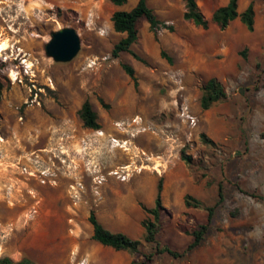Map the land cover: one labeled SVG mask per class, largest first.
Returning a JSON list of instances; mask_svg holds the SVG:
<instances>
[{"label":"rangeland","instance_id":"374dc122","mask_svg":"<svg viewBox=\"0 0 264 264\" xmlns=\"http://www.w3.org/2000/svg\"><path fill=\"white\" fill-rule=\"evenodd\" d=\"M135 1L0 0V256L33 264L140 259L153 249L142 239L140 220L148 215L141 206H152L160 177L161 245L183 249L190 236L182 230L205 222V209L184 207V194L212 205L220 185L222 201L195 248L177 258L155 255L150 264H264V0H252L251 31L238 18L223 29L211 23L202 29L182 19L184 0H146L161 23L151 30L140 19L131 52L111 56L124 35L112 29L111 12ZM248 1L237 0L236 11ZM225 2L196 0L205 17ZM62 27L74 29L79 47L58 62L44 44ZM90 58L99 63L86 66ZM122 64L131 66L133 79ZM209 76L226 96L203 110L198 97ZM85 99L97 129L77 116ZM142 127L149 134L134 139ZM112 136L133 142L115 149ZM181 150L194 161L180 160ZM126 163L125 180L108 174ZM70 183L78 189L74 201ZM89 210L104 228L138 239L139 253L94 241Z\"/></svg>","mask_w":264,"mask_h":264},{"label":"trees","instance_id":"16d2710c","mask_svg":"<svg viewBox=\"0 0 264 264\" xmlns=\"http://www.w3.org/2000/svg\"><path fill=\"white\" fill-rule=\"evenodd\" d=\"M126 0H110V2L119 6ZM237 0H226L225 3L216 6L208 17H205L199 10L196 0H184V10L181 17L184 20L190 21L194 26H199L206 29L208 24L215 25L218 29H223L230 21L235 18L244 25L247 31H251L254 22V11L252 0H249L245 7L240 11H236ZM140 19H144L149 28L153 30L161 22L156 18L152 9L146 4V0H136L135 3L127 10L115 9L111 12L110 21L111 27L115 32L123 33V37L119 38L111 47L110 55L116 56L119 52H131L129 47L135 41L137 36V24ZM168 28H171L170 26ZM244 54V52H242ZM139 59L136 55H134ZM122 69L130 77L133 76V69L127 64H122ZM226 94L222 84L214 76H209L200 86V94L198 97V106L205 110L213 103L221 101ZM81 123L91 129H97L99 124L96 120V114L91 109L89 102L85 99L80 104L76 111ZM202 141L210 143L203 134H200ZM179 159L184 163L189 164L194 160L188 155H185L183 150L179 152ZM161 178L157 179L155 185V193L151 207L141 206L142 210L148 215L140 220L142 227V239L147 243L153 244V249L149 252L141 254L140 259H130L128 264H150L155 255L166 253L172 258L181 257L185 252L195 248L201 241L208 223L210 221L213 210L222 201L221 186H217V198L212 205L204 206L200 200L192 197L189 194H184L182 197V204L184 207H202L206 211L205 222L199 223L191 230L183 229L182 232L190 236V240L181 250L173 249L167 245H161L156 239V233L162 225L161 214L163 206L161 203ZM87 221L91 226V238L98 244L112 248L113 250H125L129 253H139L140 241L128 237L120 231H110L104 228L95 218L91 210L88 211ZM0 264H33L32 261L26 257H21L18 260H13L7 255L0 256Z\"/></svg>","mask_w":264,"mask_h":264},{"label":"water","instance_id":"95a60500","mask_svg":"<svg viewBox=\"0 0 264 264\" xmlns=\"http://www.w3.org/2000/svg\"><path fill=\"white\" fill-rule=\"evenodd\" d=\"M79 47L78 36L71 27H62L50 32L44 44V52L52 60L65 62L70 60Z\"/></svg>","mask_w":264,"mask_h":264},{"label":"bare ground","instance_id":"6f19581e","mask_svg":"<svg viewBox=\"0 0 264 264\" xmlns=\"http://www.w3.org/2000/svg\"><path fill=\"white\" fill-rule=\"evenodd\" d=\"M5 46L4 45H2V44H0V51L4 48ZM137 120H139V121H137ZM133 121L134 122H136L137 123V125L139 126V125H141V118L139 117V116H137V118L136 119H133ZM114 125L115 126H122L123 125V123L120 121V120H117V121H115L114 122ZM119 129V128H118ZM148 130H147V128H144V127H142V129H139V130H137V132L136 133H131V136H133V138L134 139H137V138H139V136L141 135V134H143L144 132L146 133V134H149V132H147ZM96 132L98 133V135H102L103 137L104 136H106V134L104 133V131L103 130H96ZM120 134L121 133H124V131L123 130H120L119 129V131H118ZM108 136V135H107ZM150 136H152V138H154V140H156V136H154V135H152V134H150ZM111 139H110V141H112L113 143H112V147L113 148H119V149H122V150H128V147H124L125 146V144H129V143H132L133 141H129L128 139H120V138H117V137H115V136H112V137H110ZM152 139H150V143H152L153 141H151ZM153 144V143H152ZM158 146V145H157ZM43 149V148H42ZM46 150V149H45ZM63 152V151H62ZM141 153L142 154H146V151L144 150V149H141ZM79 165V164H78ZM130 166H131V164L130 163H126L125 165L123 164L122 166L120 165H118V166H116V169L114 170V171H111V172H109L108 174L109 175H111V174H114V175H117V173H119V172H125V174L128 176V171L130 170ZM70 167V166H69ZM75 167V166H74ZM147 167V165H141L140 166V168L142 169V168H146ZM152 168H154V169H157V167L154 165V166H152ZM139 170V169H138ZM103 180V179H102ZM78 182H80V181H78ZM102 182V181H101ZM101 182H99V184L101 183ZM81 183V182H80ZM77 190L78 189H76V187H74V185L72 184V183H70V185H69V192H77Z\"/></svg>","mask_w":264,"mask_h":264},{"label":"built area","instance_id":"2783aa9c","mask_svg":"<svg viewBox=\"0 0 264 264\" xmlns=\"http://www.w3.org/2000/svg\"><path fill=\"white\" fill-rule=\"evenodd\" d=\"M105 58H106L105 56L104 57H101V60H103ZM98 63H99V60L98 59H96V58H90L86 62V66H93V65H96ZM27 67L28 66H26L25 68H27ZM23 71H24V73H27L26 70H23ZM20 171L21 172H25L27 175H31V176L34 175V172L32 170H27L25 167H21L20 168ZM136 171H137V169H136ZM39 173H40V175L43 174V170H39ZM101 177H103V176H101V175H93L92 176V179H93L94 182H96V183L99 184V182L102 181V178ZM116 177L119 178V180H125V178L127 177V175L125 174V172H119V173H117ZM39 181L40 182H43L42 177L39 178ZM76 184L77 185H81L80 182H76ZM71 197H72V201H74L77 198V192H73V194L71 195ZM28 212H30V213L35 212V208L34 207L31 208L30 210H28Z\"/></svg>","mask_w":264,"mask_h":264},{"label":"crops","instance_id":"0c3cea01","mask_svg":"<svg viewBox=\"0 0 264 264\" xmlns=\"http://www.w3.org/2000/svg\"><path fill=\"white\" fill-rule=\"evenodd\" d=\"M100 139H102V138H100ZM108 143H109V141H108ZM91 183L93 184V181Z\"/></svg>","mask_w":264,"mask_h":264},{"label":"flooded vegetation","instance_id":"af4514ba","mask_svg":"<svg viewBox=\"0 0 264 264\" xmlns=\"http://www.w3.org/2000/svg\"><path fill=\"white\" fill-rule=\"evenodd\" d=\"M91 129V128H90ZM91 130H94V129H91Z\"/></svg>","mask_w":264,"mask_h":264}]
</instances>
